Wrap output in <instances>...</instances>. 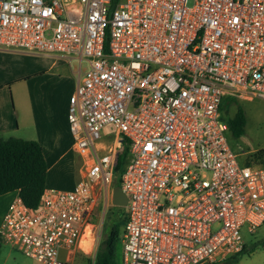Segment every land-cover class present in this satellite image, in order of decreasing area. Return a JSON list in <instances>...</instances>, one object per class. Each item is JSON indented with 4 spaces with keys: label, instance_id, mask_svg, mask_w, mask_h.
<instances>
[{
    "label": "built area",
    "instance_id": "2783aa9c",
    "mask_svg": "<svg viewBox=\"0 0 264 264\" xmlns=\"http://www.w3.org/2000/svg\"><path fill=\"white\" fill-rule=\"evenodd\" d=\"M0 48L80 66L79 180L37 208L14 199L0 229L13 249L40 264L94 252L125 142L121 264H232L243 227L264 225V159L240 164L221 115L225 98L264 99V0H0Z\"/></svg>",
    "mask_w": 264,
    "mask_h": 264
},
{
    "label": "rangeland",
    "instance_id": "374dc122",
    "mask_svg": "<svg viewBox=\"0 0 264 264\" xmlns=\"http://www.w3.org/2000/svg\"><path fill=\"white\" fill-rule=\"evenodd\" d=\"M55 56L40 52L0 48V120L5 124L0 129V139L9 137L26 138L30 135L25 128L18 129L16 123L17 118L19 119L27 108L26 100L31 94L42 93L64 98L74 91L80 75L78 61H74L73 65H70L69 60ZM54 61H57V65L53 70L49 69ZM86 68L87 64L83 63V71ZM40 72H45V74L42 77L24 81L26 78L35 76ZM22 76L25 77L20 79ZM13 78L19 79L13 81ZM228 100L227 98L223 100V108L221 109V115L225 122L228 123V120L234 117L238 106H241L246 114L247 121L244 135L236 137L230 126L226 134L229 144L237 152L239 160L242 162L245 157L249 158L264 151V99L236 100L231 104L227 102ZM113 131L111 126L103 131L104 142L109 143L113 140ZM61 136L65 139L64 148H70V153L60 160L53 172L54 178L50 176L49 183L57 189L66 190L79 179L81 159L72 150L71 136L69 137L65 131L61 132ZM8 195L16 197V192L7 194L1 199H8ZM104 210V218L99 222L102 233L94 252H78L75 255L73 264H90V261L95 258V251L98 249L100 242L106 237V228L112 222L122 224V218L127 212L126 207L114 206L112 201L106 205V208L105 201H103L102 211L104 212ZM124 227L125 223L123 231ZM242 234L247 252L236 257L232 264H264V225L254 233H250L247 225H245ZM253 249L254 251L250 252ZM122 255L123 245L119 243L117 249L118 264L122 263ZM0 264L40 263L13 249L9 244L0 243Z\"/></svg>",
    "mask_w": 264,
    "mask_h": 264
},
{
    "label": "trees",
    "instance_id": "16d2710c",
    "mask_svg": "<svg viewBox=\"0 0 264 264\" xmlns=\"http://www.w3.org/2000/svg\"><path fill=\"white\" fill-rule=\"evenodd\" d=\"M246 121L243 108L238 106L234 117L228 120V125L236 137L244 135ZM260 155L264 159V151ZM129 160L130 146L125 142L118 153L115 186H122V175ZM47 171V162L38 141L18 137L0 139V196L18 191L27 206L37 208L46 189ZM126 215L124 214L122 218V224L112 222L106 228V237L100 242L95 258L90 261V264H118L117 249L121 243L123 225L127 220ZM252 251L254 249L250 252ZM245 252H247L246 247L236 257Z\"/></svg>",
    "mask_w": 264,
    "mask_h": 264
},
{
    "label": "crops",
    "instance_id": "0c3cea01",
    "mask_svg": "<svg viewBox=\"0 0 264 264\" xmlns=\"http://www.w3.org/2000/svg\"><path fill=\"white\" fill-rule=\"evenodd\" d=\"M55 57L66 59L64 57H58V56ZM73 62L74 61L72 62L69 61L70 65H73ZM56 65H57V61H54L49 69L53 70V68ZM79 73H80V69H79ZM44 74L45 72H40L35 76H30L26 78V80L24 81H30L31 79H34L36 77H42ZM24 77L25 76H22V78L20 79H23ZM16 79L19 78H13V81H15ZM79 80H80V75L77 81V85L79 83ZM77 85L74 91L70 95L64 98H62L61 96L59 97L53 95L49 96L42 93L31 94L29 97H27L26 100L27 108L23 111L19 119L17 118L16 125L18 129L23 127V129L25 128L30 133L29 136L23 139L36 140L39 142V144L42 147L48 167L46 188H55L53 184L49 183L50 176L51 177L53 176L54 178L53 172L56 169L57 165L59 164L60 160L66 154L70 153V148L68 149L64 148L65 139L62 138L61 132L65 131L69 137L71 136V132L69 128V120H68L69 104H70V98L75 92ZM227 99H229L227 102L230 104L234 103L233 102L234 100L236 101V99H231V98H227ZM4 125L5 124L0 120V129H2ZM239 162L240 164H247L248 157H245L242 162L239 160ZM76 183L70 185L69 188L66 190L73 189ZM114 187L115 185L113 186V188ZM14 192H16V197H18L19 192L18 191H14ZM11 193L12 192H9L7 194H11ZM7 194L0 196V229L10 204L16 198L14 197V195H8L9 196L8 199H1L3 198V196H6ZM0 243H5V241L2 239L1 236H0Z\"/></svg>",
    "mask_w": 264,
    "mask_h": 264
},
{
    "label": "water",
    "instance_id": "95a60500",
    "mask_svg": "<svg viewBox=\"0 0 264 264\" xmlns=\"http://www.w3.org/2000/svg\"><path fill=\"white\" fill-rule=\"evenodd\" d=\"M128 202L127 195L124 193L121 186L113 188L112 203L114 206L126 207Z\"/></svg>",
    "mask_w": 264,
    "mask_h": 264
}]
</instances>
